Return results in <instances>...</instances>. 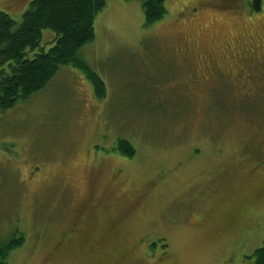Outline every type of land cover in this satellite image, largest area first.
<instances>
[{"label":"rangeland","instance_id":"374dc122","mask_svg":"<svg viewBox=\"0 0 264 264\" xmlns=\"http://www.w3.org/2000/svg\"><path fill=\"white\" fill-rule=\"evenodd\" d=\"M29 3L0 0V11L19 23ZM105 3L77 53L105 98L64 66L0 112V244L23 239L5 264H253L264 7L164 0V18L146 26L138 0ZM210 51L219 69L197 62ZM119 139L132 159L113 151Z\"/></svg>","mask_w":264,"mask_h":264},{"label":"trees","instance_id":"16d2710c","mask_svg":"<svg viewBox=\"0 0 264 264\" xmlns=\"http://www.w3.org/2000/svg\"><path fill=\"white\" fill-rule=\"evenodd\" d=\"M138 1L146 26L166 15L164 0ZM105 4V0H30L19 23L0 11V112L43 90L64 66L83 73L96 100L105 98L103 82L77 60L78 51L94 40V21ZM248 6L252 13H258L264 0H248ZM44 32L51 34L47 35L49 40H43ZM113 151L127 159L136 152L124 139L117 141ZM22 243L18 237L0 244V264H5L7 255ZM247 259L264 264V242Z\"/></svg>","mask_w":264,"mask_h":264},{"label":"flooded vegetation","instance_id":"af4514ba","mask_svg":"<svg viewBox=\"0 0 264 264\" xmlns=\"http://www.w3.org/2000/svg\"><path fill=\"white\" fill-rule=\"evenodd\" d=\"M216 53L214 52V51H210L209 52V54L208 55H203L202 53H195V55H200L199 57H198V60H197V62H199V63H204L205 61H208V60H210L212 63L213 62H215V63H217L218 64V66L217 65H215V69H219L220 68V63L219 62H217L216 60H214V59H212V56L213 55H215ZM202 57H203V60H202ZM202 65H195V67H196V69H197V71H199V70H201V67ZM203 71V70H202ZM73 233H74V231H72Z\"/></svg>","mask_w":264,"mask_h":264}]
</instances>
